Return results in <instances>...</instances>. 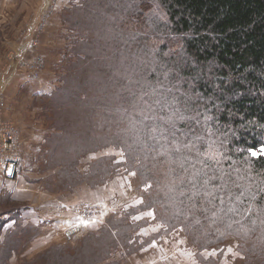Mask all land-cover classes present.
Returning <instances> with one entry per match:
<instances>
[{"label": "trees", "instance_id": "1", "mask_svg": "<svg viewBox=\"0 0 264 264\" xmlns=\"http://www.w3.org/2000/svg\"><path fill=\"white\" fill-rule=\"evenodd\" d=\"M59 10L72 39L60 83L33 94L53 128L39 181L66 198L132 171V197L106 202L95 227L32 249L51 223L25 219L28 199L0 193V264H129L173 231L201 264H225L231 243L234 264H264V0H67ZM111 147L125 159L89 157ZM151 223L160 229L146 234Z\"/></svg>", "mask_w": 264, "mask_h": 264}, {"label": "crops", "instance_id": "2", "mask_svg": "<svg viewBox=\"0 0 264 264\" xmlns=\"http://www.w3.org/2000/svg\"><path fill=\"white\" fill-rule=\"evenodd\" d=\"M66 1L67 0H45L43 2L42 6H40L38 17L35 16V19L30 21V29L23 36V39L20 40H27V43H25L27 46L25 51L26 53L21 51L20 47V49L16 51V55L13 53V57L10 60V65L4 71L5 75L1 74V77L3 78L2 85L0 86V93H6L8 109L0 113V193L10 191L14 197H18L22 200L28 199L26 201L29 202V207L27 208V213L24 211V218L29 219L32 222L34 221L36 224H38L37 222L44 220L49 221L51 226L56 223L60 231H67L69 228L72 229L71 227L73 226L78 228L80 225H82L83 227L80 229V231H85L86 229L95 227L98 222L94 216L85 217L84 215L79 214L77 212L79 205L83 203H98L104 205L105 207L106 202L112 201L117 195L114 180L110 184L103 186L102 191L99 188H91L86 185L76 188L74 193H67L68 195H66V198L65 195L53 194L48 189L42 187L43 185L39 182V179L45 176V174L40 172V170L36 175L32 174L35 168L32 169L33 163L28 162L25 157L27 155V153H25L27 148L25 146V142L28 141L29 138L36 137L37 130L40 134L44 133L45 136L46 131L42 127H46L47 125L44 122L41 126L40 120L38 118V111L41 109V107L34 104L33 98H31V100H27L25 98V89H28L29 92H32V94H35L37 90H46V88H36L37 86L45 83V79L44 77H41L42 74L39 77L31 75L32 77L37 78L34 80L38 81L37 83L39 84L37 86L31 84V86L25 82H21L20 78L22 76L23 78L26 76L25 69H19L15 72V67L19 62H21V64L27 65L28 63H33L38 60L43 61L42 70L46 72L48 65L51 64L50 60L48 61L49 57H47L45 54L46 50L44 49V43L53 39V37L50 35H53V32L57 31V29H54V26L52 25V19L54 15L60 11L59 9L65 5ZM13 4L19 8V13L21 9L20 5L15 3ZM29 52L31 54H29ZM5 57L6 55L4 56V59ZM10 73H13L11 78L12 82L8 84L9 80L5 77H8ZM14 91H18V94L15 96V98H13ZM24 114L27 115V119L24 117ZM6 132L14 133V140H6L4 138V134ZM19 137L21 142L20 150L18 152H14V145L16 144V139ZM29 157L34 160L33 155ZM14 162L17 163L16 166H14ZM35 167L38 169V163H35ZM118 177L120 178V176ZM133 179L131 180L130 177H127L126 179L129 188H131ZM19 181L24 183V186L20 185ZM38 189L40 191L37 193ZM71 200H75L76 202H71ZM110 204H112V202ZM113 205L115 204L113 203ZM148 212L151 213V211ZM101 213L103 212H100V214ZM52 219L54 220L52 221ZM152 225L154 227L157 225L160 226L158 223L157 225L156 223L149 224L144 228L146 234H152L159 230L152 229V231H150L149 228ZM54 227L56 229V234L58 233L57 227L55 225ZM53 236L49 238V241L53 238ZM157 248L158 250L156 251L150 250L146 252L143 257H135L136 259L132 258V261L130 260L129 264H172L169 263L166 253V257L163 259L160 258V255L163 254L164 251L160 245H158ZM150 252H154L158 259H154L152 256H149L148 253ZM192 252L196 257L195 264H201L197 258L196 251L192 250ZM224 252L229 254L228 251ZM203 253L208 256L210 251L203 250ZM233 256L235 257V251L233 252ZM225 257H223L222 261L226 264L228 258ZM14 259H17L15 255L12 261H14ZM137 260H139V262H137Z\"/></svg>", "mask_w": 264, "mask_h": 264}, {"label": "rangeland", "instance_id": "3", "mask_svg": "<svg viewBox=\"0 0 264 264\" xmlns=\"http://www.w3.org/2000/svg\"><path fill=\"white\" fill-rule=\"evenodd\" d=\"M44 1L45 0H0V59L2 58L0 60V86L2 85V78H3L1 77V74H4L5 69L10 65V60L13 57V53H15L16 55V51L20 49V47H21V51L26 53L25 51H26L27 46L25 43H27V40H23V41H20V40L23 39V36L30 29L29 28L30 27L29 23H31L30 21H33L35 19V16L38 17L40 6H42ZM13 3L20 5L21 9L19 13H18L19 8L15 6ZM52 25L54 26V29H57V31H54L53 35H50L53 37L51 41H47L44 43V49L46 50L45 54L47 55V57H49V59L48 58L47 59L48 61L50 60L51 65H48L46 72L41 69L39 75L37 76L39 77L42 74L41 77H44L45 83H43L40 86H37L39 85L37 83L38 81H35L37 78L32 77L35 75L33 71V65H37L40 60L33 62V63H28L27 65L21 64V62H19L17 66L15 67V72L18 71L19 69H25L26 76L24 78L23 76L20 78L21 82L23 83L25 82L29 85L34 84L37 86L36 87L37 89L38 88L39 89H44V88L49 89L50 86H55L57 83H60V75L62 74L60 70L62 69L64 65L65 57L68 56V54L70 53L71 45L69 47L68 45L69 43H71L72 33L67 28L64 17L62 15L60 16L59 11L54 15L52 19ZM29 54L31 53L29 52ZM5 55L6 57L4 59ZM12 75L13 73H10L8 77H5L6 79L9 80L8 84L12 82L11 80ZM17 94H18V91L17 92L14 91L13 92L14 96L12 95L13 98H15ZM33 96L34 95L32 94V92H29L28 89H25V98L27 100H31ZM6 98H7V95L5 92L0 93V100L3 99L5 102L3 109H0V113L8 109ZM24 117H26L27 119L26 114H24ZM38 118L40 120L41 126L44 122L47 125L46 127H42L45 129L46 135L44 136V133L40 134L39 131L37 130L36 137L29 138L28 141L25 142V146L27 147L25 150V153H27V155L25 157L28 162L33 163L32 169L35 168L32 173L33 175H36L37 173H39V169L35 167V163L37 164L38 159L40 158V152H41L40 148L47 149L48 147L47 140L49 137L48 134L51 133L53 129L50 126V124H48L47 119H46L47 117L45 116L44 109L42 107L38 111ZM10 135L13 136V140H14V133H11V132L9 133L6 132L4 134V138L9 141ZM20 146H21V142H20V137H19L16 139V144L14 145V148H13L14 152H18L20 150ZM108 153L109 154L114 153L120 159L121 158L125 159L123 151L121 149H116L114 147L100 150L98 152H95L94 154H91L89 157H95V156H99L102 154H108ZM31 155H33L34 160H32L29 157ZM118 176H120V178ZM132 176L134 177V173L132 171L126 172L125 170H123L114 179H112L108 183L110 184L114 180V185H116L117 195L111 201L112 204L113 203L117 204L120 201L121 197L123 198L132 197L130 193L131 188L128 187V182L126 180L127 177H130L132 180L133 179ZM40 183L44 185L42 182ZM19 184L24 186V183H21L20 181H19ZM39 191L40 190L38 189L37 193ZM19 200L22 201V199L20 198ZM90 204L93 206H96L98 203H90ZM98 206L100 210L99 208H96L95 213L93 215L94 218H96V221H99L98 218H100V212H104V205L98 204ZM24 211L27 213L28 209L25 208ZM88 220H91V219H88ZM44 221L37 222V223L38 224L44 223ZM54 225L57 227L56 223H54ZM54 225L51 226L44 235H41L40 237L37 238V240L35 241V243H33L31 247L32 249L35 248L36 246H40L41 244L49 241V238L53 236L56 232ZM152 226H150L149 228L150 231H152V229L154 230L160 229V226L158 225L155 227L153 226V228ZM82 227L83 226L80 225V229H82ZM59 230L60 229L57 227V231ZM158 245H160L164 253H166L169 263L195 264L196 257L194 256V253L192 252V250L195 251V249L188 246V244L186 243L185 239L181 236L179 231H173L170 234H163L156 241V246ZM224 251L229 252V254H226V257H225V258H228L226 261V264H231L232 262H233L232 264H234L235 257L233 256V252L235 251V245L233 243L228 244L226 247H224ZM148 255L152 256L154 259H158V257L155 255L154 252H150L148 253ZM17 263H18L17 259H14V264H17Z\"/></svg>", "mask_w": 264, "mask_h": 264}, {"label": "built area", "instance_id": "4", "mask_svg": "<svg viewBox=\"0 0 264 264\" xmlns=\"http://www.w3.org/2000/svg\"><path fill=\"white\" fill-rule=\"evenodd\" d=\"M42 65H43V61H39L37 65H33V71L35 73L34 76L37 77L39 75L41 69L43 68ZM4 105H5L4 100L3 99L0 100V109H3ZM12 140H13V136L10 135L9 141H12ZM13 164H14V166L17 165V163H15V162ZM96 208H99V206L98 205L93 206L90 203H83V204L79 205L77 212L81 215H84L85 217H91L94 215ZM99 210H100V208H99Z\"/></svg>", "mask_w": 264, "mask_h": 264}, {"label": "snow or ice", "instance_id": "5", "mask_svg": "<svg viewBox=\"0 0 264 264\" xmlns=\"http://www.w3.org/2000/svg\"><path fill=\"white\" fill-rule=\"evenodd\" d=\"M255 155V153H253Z\"/></svg>", "mask_w": 264, "mask_h": 264}]
</instances>
